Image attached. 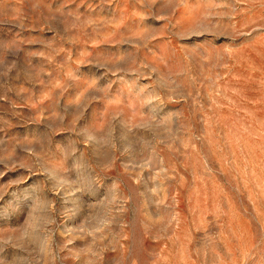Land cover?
I'll return each instance as SVG.
<instances>
[{"label":"rangeland","instance_id":"obj_1","mask_svg":"<svg viewBox=\"0 0 264 264\" xmlns=\"http://www.w3.org/2000/svg\"><path fill=\"white\" fill-rule=\"evenodd\" d=\"M0 264H264V0H0Z\"/></svg>","mask_w":264,"mask_h":264}]
</instances>
